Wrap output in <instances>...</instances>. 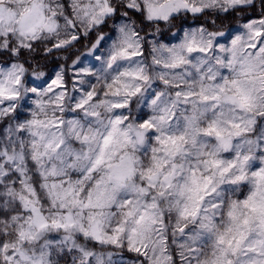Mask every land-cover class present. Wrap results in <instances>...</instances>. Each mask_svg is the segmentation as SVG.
Instances as JSON below:
<instances>
[{
  "label": "clouds",
  "instance_id": "obj_1",
  "mask_svg": "<svg viewBox=\"0 0 264 264\" xmlns=\"http://www.w3.org/2000/svg\"><path fill=\"white\" fill-rule=\"evenodd\" d=\"M106 3L111 13L105 0H3L30 19L0 27V264H212L217 238L236 232L229 212L249 214L240 202L264 167V36L245 25L264 29V0ZM244 156L248 179L232 183ZM132 229L147 256L129 250ZM248 246L264 253L258 224Z\"/></svg>",
  "mask_w": 264,
  "mask_h": 264
},
{
  "label": "snow or ice",
  "instance_id": "obj_2",
  "mask_svg": "<svg viewBox=\"0 0 264 264\" xmlns=\"http://www.w3.org/2000/svg\"><path fill=\"white\" fill-rule=\"evenodd\" d=\"M99 3V0H97ZM173 2L176 4L177 7H179L181 4H184V0H173ZM184 6H187L186 4ZM131 7V5H130ZM176 8L174 7H169L166 10L165 9H154L152 7H149L147 11L149 12L150 15H163V18H167V15L170 14L172 11H175ZM29 13H31L32 10H28ZM191 11H199L198 8H191ZM112 9L107 5L106 0L105 4L103 7L100 8V14L104 13H111ZM30 19V16L24 17L23 20L17 21L16 20V13L12 11L11 9H6L3 6V0H0V27H2L5 23H25L27 20ZM95 20V17H93ZM95 22H99L96 20ZM257 23V21H251L248 24L245 25V27L254 35L255 37H261L264 36V29H259L256 30L253 28V25ZM261 25H264V19H260L258 21ZM29 31H31V28H29ZM239 40V37L234 39L232 41V44L235 46ZM256 44H249L247 47L249 48H256ZM223 47V46H221ZM191 51V49H189ZM264 55V46L260 47L259 53H257V56ZM59 81H54V83H58ZM235 83V82H233ZM79 107V105H78ZM29 123L35 124L39 123L38 121H30ZM146 126H151L149 122H145ZM23 125H21L22 127ZM35 158V157H34ZM250 159L249 156H244L242 160V167L241 171L238 175H236L232 179V183H237V182H243L248 179V174L244 170L243 164L244 162H247ZM234 166V162L229 164V168ZM225 171H228V169H225ZM251 176L255 178V188L253 191H251L246 199L241 201L240 203L248 209V215L245 216L244 218L240 219L237 216H235L232 212H229L230 218L236 222V232L235 235L232 237L228 238L227 240L223 235L219 236L217 238V243L221 246L220 249V255L217 259H215L212 264H264V259L261 260H249V261H244L242 257L245 256L247 253H256L258 255L264 256V253H258L257 249L248 246L245 247V243L247 241L248 235L252 232L253 227L256 226L257 224L259 225L260 228L264 229V188L261 186L264 185V167L258 168L257 170L253 171L251 173ZM31 191V190H29ZM22 200L25 201V206L27 207L30 201L26 200L24 197H21ZM200 199H203V197H200ZM33 213L36 214V220L35 223L37 224V227L40 230H44L48 228L49 223L48 221L39 215L37 212V209L35 207H32ZM199 211V207L193 208V210L189 212H184L181 213L182 216L190 215L193 219H195L197 213ZM68 222L67 223H61L60 221L53 220L51 221V226L53 228H69L73 225V222L71 221L70 218H67ZM210 219V218H209ZM143 220V218H141ZM201 227L205 229H211V224H202ZM82 232H84L85 235H88L89 233L81 228L80 229ZM185 229L181 227L179 229L180 232H183ZM117 234H113L110 236H107V240H109L113 244H118L119 243V235L118 233L123 232L122 228H117L115 230ZM91 235L94 239L96 240H101L104 237H102L99 233V230L95 227H93V230L91 232ZM26 236V233L21 231L19 233V237L21 240H23ZM28 239H36L37 238V233H28L27 234ZM67 239V238H66ZM9 244L5 243L3 245V248L0 249V252L7 253L9 249ZM14 247V246H13ZM128 247L130 251H134L140 255L147 256L148 254V244L145 243L142 239H138V232L137 229H132L129 237H128ZM17 251H19L17 249ZM80 251L83 253L84 256H89L91 255L89 252L84 251L83 249H80ZM163 251L166 253L167 249H163ZM195 251V249H193ZM20 255L23 256L24 254L20 252ZM232 257H237L238 259L233 260ZM4 259L11 264L13 260L12 255H5ZM172 258L170 256L165 255L164 256V261L171 260ZM33 264H37V262H33ZM156 264H163L161 260H157Z\"/></svg>",
  "mask_w": 264,
  "mask_h": 264
}]
</instances>
